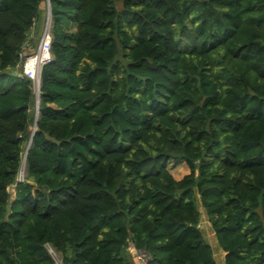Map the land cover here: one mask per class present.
<instances>
[{"label": "trees", "instance_id": "obj_1", "mask_svg": "<svg viewBox=\"0 0 264 264\" xmlns=\"http://www.w3.org/2000/svg\"><path fill=\"white\" fill-rule=\"evenodd\" d=\"M45 4L0 0V264H264V0H50L32 136Z\"/></svg>", "mask_w": 264, "mask_h": 264}, {"label": "built area", "instance_id": "obj_2", "mask_svg": "<svg viewBox=\"0 0 264 264\" xmlns=\"http://www.w3.org/2000/svg\"><path fill=\"white\" fill-rule=\"evenodd\" d=\"M52 23L51 17L47 20L46 26L43 30L42 36L35 49H31V42H27L24 46L23 52L20 55L19 67L21 68V77L32 81L33 89L36 97L40 100V87H41V71L44 66L53 61L52 55ZM26 155L24 156V160ZM25 163V162H24ZM23 168V169H22ZM17 178V184L24 183L26 174L25 166H23ZM49 253L52 255L54 250L48 248ZM132 254L138 264H147L149 256L143 251L133 250Z\"/></svg>", "mask_w": 264, "mask_h": 264}, {"label": "rangeland", "instance_id": "obj_3", "mask_svg": "<svg viewBox=\"0 0 264 264\" xmlns=\"http://www.w3.org/2000/svg\"><path fill=\"white\" fill-rule=\"evenodd\" d=\"M43 10H44L43 18H42V20H40L36 23V27H35L36 30H35L34 35H35V41L36 42L39 41V39L41 38L43 30H44L46 23H47V16H48L47 3L43 6ZM44 18H45V21H44ZM71 26L75 27L74 25H71ZM70 28H69V30H70ZM221 71H222V67H219L218 72L221 73V75L223 76L224 74ZM225 78H226V76L224 77V79ZM36 99H37V97L35 95V103H36ZM23 166H25V163H23ZM169 170L177 181L182 180L184 176H186L190 173V170L188 169V167L186 166V164L183 160H172L169 163ZM10 193H11V199H13L14 194H15V188L14 187H12L10 189ZM197 198H198V206H199V211H200L199 227L203 231L206 240L209 243H213L214 238H215L214 231H213V229L211 227V223L209 222L208 217H207V215H206V213H205V211H204V209H203V207L199 201V197H197ZM128 250L133 252L134 249L130 246L128 248ZM52 257L55 260L56 264H63L61 255L59 253L53 252Z\"/></svg>", "mask_w": 264, "mask_h": 264}, {"label": "water", "instance_id": "obj_4", "mask_svg": "<svg viewBox=\"0 0 264 264\" xmlns=\"http://www.w3.org/2000/svg\"><path fill=\"white\" fill-rule=\"evenodd\" d=\"M46 3H47V8H48V16H47V20L50 19L51 17V5H50V0H46ZM39 105H40V100H39V97L36 99V103H35V106L32 107L30 109V117L32 119H34V127H33V135L34 136V132L36 130V124H37V121H38V115H39ZM31 144V142H30ZM30 144H29V147H30ZM29 147L27 148V151L29 149ZM25 161V160H24Z\"/></svg>", "mask_w": 264, "mask_h": 264}, {"label": "crops", "instance_id": "obj_5", "mask_svg": "<svg viewBox=\"0 0 264 264\" xmlns=\"http://www.w3.org/2000/svg\"><path fill=\"white\" fill-rule=\"evenodd\" d=\"M75 27H73V26H70L69 28H70V30L71 31H75L76 30V25H74ZM35 30H36V28L34 29V33H35ZM34 33H33V36L32 37H34ZM133 248V247H132ZM134 249V248H133ZM223 256H224V254H223Z\"/></svg>", "mask_w": 264, "mask_h": 264}]
</instances>
